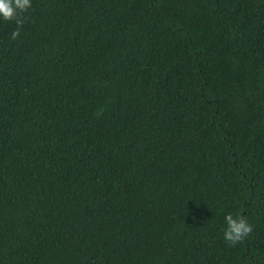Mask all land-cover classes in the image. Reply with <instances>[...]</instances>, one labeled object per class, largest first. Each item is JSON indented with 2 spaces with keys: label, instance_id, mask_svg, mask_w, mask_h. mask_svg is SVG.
Here are the masks:
<instances>
[{
  "label": "trees",
  "instance_id": "16d2710c",
  "mask_svg": "<svg viewBox=\"0 0 264 264\" xmlns=\"http://www.w3.org/2000/svg\"><path fill=\"white\" fill-rule=\"evenodd\" d=\"M25 16L0 18V264H264V0Z\"/></svg>",
  "mask_w": 264,
  "mask_h": 264
},
{
  "label": "clouds",
  "instance_id": "9594fccd",
  "mask_svg": "<svg viewBox=\"0 0 264 264\" xmlns=\"http://www.w3.org/2000/svg\"><path fill=\"white\" fill-rule=\"evenodd\" d=\"M32 0H0V18L6 22H14L17 27L11 33V39L17 40L20 36L26 16L31 9ZM226 228L223 231L224 240L229 246L235 247L238 243L244 241L253 231L247 218L243 215L229 213L225 216Z\"/></svg>",
  "mask_w": 264,
  "mask_h": 264
}]
</instances>
